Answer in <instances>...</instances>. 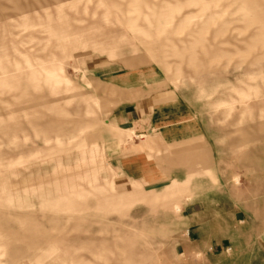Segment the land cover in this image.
<instances>
[{
    "label": "rangeland",
    "instance_id": "1",
    "mask_svg": "<svg viewBox=\"0 0 264 264\" xmlns=\"http://www.w3.org/2000/svg\"><path fill=\"white\" fill-rule=\"evenodd\" d=\"M248 7L264 0H0V264H264Z\"/></svg>",
    "mask_w": 264,
    "mask_h": 264
},
{
    "label": "crops",
    "instance_id": "2",
    "mask_svg": "<svg viewBox=\"0 0 264 264\" xmlns=\"http://www.w3.org/2000/svg\"><path fill=\"white\" fill-rule=\"evenodd\" d=\"M232 13H233V15L240 17L239 20L237 19L238 21H241L242 23L245 24L244 31L250 32V34L247 35L243 40L246 42L247 48H253V50H254L256 48L261 47L263 49L264 48V8H262V9L257 8L256 11L254 10V8H251V7L240 8V9L234 8V11ZM199 15L201 16L202 12H200ZM257 16L263 17L262 21H260L258 24L254 23V17H257ZM217 24H219V23H217ZM228 24H229L228 21H222V23L220 24V29L217 31L215 36H217L218 33H220V35L222 36L227 31L226 28H227ZM191 27H192V24L189 25L188 29L183 30L181 34L186 32V35L188 37H194V39H193L194 42L190 43L191 47H193V46L200 44L202 42V40H203L202 35L205 33V30L207 28L206 21H204V22L201 21L198 23V26L197 25L194 26V27H200L198 32H196L194 30L191 31L190 30ZM194 27H192V28H194ZM168 30L170 32H173L176 34V32L180 30V26H175V24H173V26ZM258 40H260L261 42L257 43L256 41H258ZM181 42L183 43V41H181ZM190 51H192V53L194 54L192 56L197 59L193 48H190ZM262 59H264V55L263 56H257L255 61H260ZM57 78H58V80L62 81V79H60L59 76ZM134 113H135L134 111L133 112H131V111L124 112L122 115L123 122H125L127 124L134 122L133 121L134 120L133 119ZM82 152L84 153V151H82ZM89 154H90V161L92 162L95 158L96 150L94 148H92L90 150ZM177 162H178V160L174 163V165L177 166L178 165ZM91 173H92L91 177H92L93 181L95 182L97 172L93 171ZM189 181H190V179H188V178L183 182H178L175 180L172 181L171 184L163 190V192L161 193V196L169 197V196L176 195L177 193H179L183 188H185L188 185ZM107 184L111 187V190H112V188H113L112 179L110 181H108ZM189 232H190L189 229H187L186 230V236H189ZM211 250H212V248H209V251H211Z\"/></svg>",
    "mask_w": 264,
    "mask_h": 264
}]
</instances>
